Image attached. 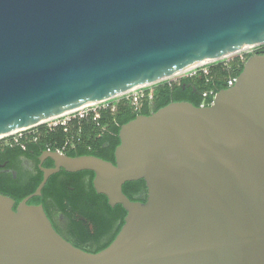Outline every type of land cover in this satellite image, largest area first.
Listing matches in <instances>:
<instances>
[{
  "label": "water",
  "instance_id": "1",
  "mask_svg": "<svg viewBox=\"0 0 264 264\" xmlns=\"http://www.w3.org/2000/svg\"><path fill=\"white\" fill-rule=\"evenodd\" d=\"M259 41L264 0H0V135ZM118 136L114 162L46 149L35 191L0 193V264H264V53L212 103L171 101ZM60 169L93 171L126 211L97 252L28 203ZM139 179L145 201L122 190Z\"/></svg>",
  "mask_w": 264,
  "mask_h": 264
},
{
  "label": "trees",
  "instance_id": "2",
  "mask_svg": "<svg viewBox=\"0 0 264 264\" xmlns=\"http://www.w3.org/2000/svg\"><path fill=\"white\" fill-rule=\"evenodd\" d=\"M243 64V62L239 63L237 59H234L230 61L228 69L223 64L212 66L210 82H206L202 75H197L184 78L174 86L159 85L153 90L152 100L142 102L139 112L133 111L131 105L122 100L115 105L114 110L107 109L100 112L99 119L104 129L96 127L92 122H85L82 125L81 141L75 148H67L63 152L70 156L91 154L114 162V151L120 142L118 133L122 124L132 120L137 114H149L156 111L171 101L185 100L194 105L209 104L212 98H203L202 93L211 88L217 90L227 88L226 79L229 75L238 76ZM188 83L189 86H187ZM63 140V131L57 129L54 132L41 130L37 134L36 140L21 139L18 143L12 144L0 142V163L5 162V165L0 167V193L12 197L15 200L14 207L23 197L35 191L42 180V171L37 165L38 156L47 148L60 149ZM21 155L35 161L33 172L28 174L20 170L17 158ZM42 165L52 166L53 161L48 158ZM14 168L16 169L15 175L12 171H6V169ZM86 177L88 178V188L82 182V179ZM93 177L94 172L91 170L68 172L60 169L59 172L52 174L47 179L40 195L32 196L28 200L30 204H42L50 219L51 213L62 212L66 216L68 230L83 243L93 235L88 223L84 224L75 219V212L83 216L86 215L97 234L104 227L118 222L110 239L98 249L84 248L89 252H97L106 247L120 230L126 215L121 204L111 206L104 194L96 192L92 185ZM122 190L132 200L145 201L146 185L142 179L125 182L122 185Z\"/></svg>",
  "mask_w": 264,
  "mask_h": 264
},
{
  "label": "built area",
  "instance_id": "3",
  "mask_svg": "<svg viewBox=\"0 0 264 264\" xmlns=\"http://www.w3.org/2000/svg\"><path fill=\"white\" fill-rule=\"evenodd\" d=\"M244 52L241 55H237L236 57L239 63H242V62L244 63L247 57L250 54H253L255 52L264 53V42L258 45H254L251 48L246 49V51ZM214 61L193 67L181 74H177L171 79H166V80L159 81V82L160 83L163 82V84H167L170 86L173 83L175 84L184 78L194 77L197 75H202L206 82H210L212 80V76L210 75L211 67L209 66V64H211ZM229 65H230V61H227V63L224 64L226 69L229 68ZM236 77L237 76L235 75H229L228 78L226 79V86L231 87L235 83ZM159 82H155L153 84H157V83L159 84ZM153 84L138 86L128 91L127 93L125 92L123 94L117 95L115 97L122 96V99L115 101V102H112L113 101L112 98L105 99V100H101L98 102L90 103L82 107L72 109L65 113L58 114L57 116H54V117L52 116L48 118L47 120H44L43 122H39V124H35L33 126L13 132L8 135H4L2 136L3 138L2 141H4L5 144H12V143H18L21 139L36 140L37 134L41 130H45L48 132H54L57 129H61L64 133V140H63V143L60 149H57V150L63 152L67 148H75L77 143L81 141L82 125L85 122H92L96 127H101L102 129H104L99 119L100 112L107 110V109L114 110L115 105L122 100L127 101L131 105L133 111L139 112L141 104L144 100H147V101L152 100L153 90H154V88L152 89ZM216 92H217V89L211 88V89L205 90L202 93V95H203V98L211 97L213 100V97L215 96ZM212 100L210 103H212ZM200 105H207V104L201 103Z\"/></svg>",
  "mask_w": 264,
  "mask_h": 264
},
{
  "label": "flooded vegetation",
  "instance_id": "4",
  "mask_svg": "<svg viewBox=\"0 0 264 264\" xmlns=\"http://www.w3.org/2000/svg\"><path fill=\"white\" fill-rule=\"evenodd\" d=\"M195 77V76H194ZM175 84L173 83L172 85H170V86H174ZM187 86H189V83L187 84ZM183 88H185V87H183ZM49 148H47V150H48ZM51 150V149H50ZM41 155V154H40ZM39 157V156H38ZM18 160V165H19V168H20V170H22L23 172H26V173H31V172H33L34 170H35V165H36V163H35V161L33 160V159H29V158H27V157H25V156H19L18 158H17ZM48 158H46V159H44L43 161H42V163H41V165L43 164V162H45L46 160H47ZM38 161H39V159H38ZM39 163L40 162H38V168L40 169V167H39ZM5 165V162L4 163H0V167H3ZM43 166V165H42ZM53 166V165H52ZM44 167H46V166H44ZM49 167H51V166H49ZM6 171H12V173L15 175V172H16V169L14 168V169H6ZM82 182L86 185V187L88 188V186H87V182H88V178L86 177V178H84V179H82ZM92 185H93V183H92ZM146 193H147V191H146ZM145 199H146V196H145ZM53 211V210H52ZM53 212H55V211H53ZM102 214V213H101ZM74 217H75V219L76 220H78V221H82V223H84V224H87L88 223V227L90 228V230H91V233H92V238H88V239H86L84 242L85 243H83L82 241H80L75 235H73L69 230H68V227H67V221H66V216L62 213V212H59V213H57V214H55V213H51V222H52V224H53V226H54V228L65 238V239H67L68 241H70L72 244H74L75 246H77V245H79V246H77V247H80V248H82V249H84V248H90V249H92V250H94V249H98L101 245H103L105 242H107L109 239H110V237H111V235H112V233L114 232V230H115V228H116V226H117V223L118 222H115V223H113L111 226L110 225H108V226H106V227H104L102 230H101V232L100 233H96V231L93 229V224L91 223V222H89V220L87 219V216L85 215V216H83V215H80L79 213H77V212H75L74 213ZM58 219L59 220H61V219H63V227L65 228V229H62L61 227H60V225H59V222H58ZM110 226V227H109ZM103 249V248H102Z\"/></svg>",
  "mask_w": 264,
  "mask_h": 264
},
{
  "label": "bare ground",
  "instance_id": "5",
  "mask_svg": "<svg viewBox=\"0 0 264 264\" xmlns=\"http://www.w3.org/2000/svg\"><path fill=\"white\" fill-rule=\"evenodd\" d=\"M263 42H264V41H259V42L253 43V44H251L250 46H247V47H244V48H242V49L237 50L236 52H241L242 50L249 49V48H251L252 46H254V45H258V44L263 43ZM233 53H235V52H230V53H227V54H225V55H219V56H217L216 59H214V60L221 59V58L226 57V56H228V55H231V54H233ZM214 60H213V61H214ZM207 63H208V62H207ZM201 64H204V62H198V63H195V64H193V65H191V66H189V67H186V68H184V69H180V70H177V71L171 72V73H169V74H166V75H164V76H161V77H159V78H156V79L150 80V81L147 82L145 85H148V84H151V83H155V82H159V81H162V80H164V79L172 78V77L176 76L177 74H181V73H183V72H185V71H187V70H189V69H191V68H193V67L199 66V65H201ZM134 88H136V87H134ZM134 88H131V89L126 90V91H123V92L120 93V94H123V93H125V92L127 93L128 91H130V90H132V89H134ZM120 94H118V95H120ZM115 96H117V95L109 96V97H106V98H101V99L96 100V101H94V102H98V101L105 100V99H111V98H113V97H115ZM92 103H93V102H92ZM71 110H72V109H71ZM67 111H70V110H67ZM67 111H63V112L57 113V114L54 115V116H57L58 114L65 113V112H67ZM54 116H53V117H54ZM51 117H52V116H51ZM49 118H50V117H49ZM47 119H48V118H47ZM47 119H44V120H47ZM44 120L39 121V122H43ZM39 122H37L36 124H39ZM2 136H4V135H2ZM2 136L0 135V138H1Z\"/></svg>",
  "mask_w": 264,
  "mask_h": 264
},
{
  "label": "rangeland",
  "instance_id": "6",
  "mask_svg": "<svg viewBox=\"0 0 264 264\" xmlns=\"http://www.w3.org/2000/svg\"><path fill=\"white\" fill-rule=\"evenodd\" d=\"M244 51H246V50H242L241 52H236V53H233V54H231V55H228V56H226V57H223V58H221V59H218V60H216V61H214V62H212L211 64H209V66L210 67H214V66H216V65H219V64H225V63H227V61H232V60H234V59H236V57H237V55H241ZM250 51V50H249ZM247 52H248V50H247ZM244 53H246V52H244ZM173 78V77H172ZM168 79H171V78H168ZM164 80H166V79H164ZM178 80V79H177ZM163 81V80H162ZM180 81H178L177 83H179ZM151 84H153V83H151ZM163 84V82L162 83H160L159 82V84L157 83V84H153L152 85V89L154 88H156V87H158L159 85H162ZM176 84V83H175ZM149 85V84H148ZM120 99H122V96H119V97H115V98H112V102H115V101H118V100H120ZM2 138V137H1ZM3 140V138L2 139H0V142L1 143H5L4 141H2ZM58 222H59V225H60V227L62 228V229H65L63 226V219H61V220H59L58 219Z\"/></svg>",
  "mask_w": 264,
  "mask_h": 264
}]
</instances>
